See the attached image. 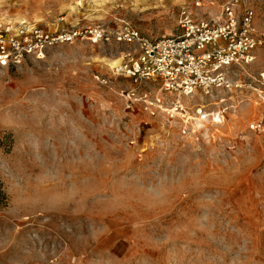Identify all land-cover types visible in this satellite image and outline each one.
I'll return each instance as SVG.
<instances>
[{"label": "rangeland", "instance_id": "374dc122", "mask_svg": "<svg viewBox=\"0 0 264 264\" xmlns=\"http://www.w3.org/2000/svg\"><path fill=\"white\" fill-rule=\"evenodd\" d=\"M192 1L0 0V21L158 38ZM252 5L264 37V0ZM129 47L75 40L0 67V264H264V130L249 126L264 101L222 92L186 99L206 118L151 115L112 68ZM254 54L238 74L255 87Z\"/></svg>", "mask_w": 264, "mask_h": 264}, {"label": "built area", "instance_id": "2783aa9c", "mask_svg": "<svg viewBox=\"0 0 264 264\" xmlns=\"http://www.w3.org/2000/svg\"><path fill=\"white\" fill-rule=\"evenodd\" d=\"M178 34L151 38L128 22L115 28L100 25L73 26L67 29L45 30L22 18L0 21V67H19L26 59L44 57L48 48L85 40L92 44L130 46L113 68L135 86L123 96L130 104H142L151 115L164 114L168 119L206 118L202 107L189 113L187 98L212 99L218 93H233L252 89L259 101H264V71L259 74V86L240 77L238 72L250 65L254 51L264 46L254 25L255 7L252 0H193L179 7ZM158 82V91L139 90L144 81ZM224 100V99H222ZM250 128L264 130L262 116L250 123Z\"/></svg>", "mask_w": 264, "mask_h": 264}, {"label": "trees", "instance_id": "16d2710c", "mask_svg": "<svg viewBox=\"0 0 264 264\" xmlns=\"http://www.w3.org/2000/svg\"><path fill=\"white\" fill-rule=\"evenodd\" d=\"M6 201H7V195H6V193L2 187V183L0 181V206L6 205L5 204Z\"/></svg>", "mask_w": 264, "mask_h": 264}, {"label": "bare ground", "instance_id": "6f19581e", "mask_svg": "<svg viewBox=\"0 0 264 264\" xmlns=\"http://www.w3.org/2000/svg\"><path fill=\"white\" fill-rule=\"evenodd\" d=\"M119 59L114 60L115 62H118Z\"/></svg>", "mask_w": 264, "mask_h": 264}]
</instances>
